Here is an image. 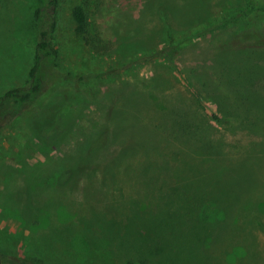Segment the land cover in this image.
<instances>
[{"label":"rangeland","instance_id":"374dc122","mask_svg":"<svg viewBox=\"0 0 264 264\" xmlns=\"http://www.w3.org/2000/svg\"><path fill=\"white\" fill-rule=\"evenodd\" d=\"M35 7L0 0V95ZM57 22L73 77L0 131L2 264H264V0H60Z\"/></svg>","mask_w":264,"mask_h":264},{"label":"trees","instance_id":"16d2710c","mask_svg":"<svg viewBox=\"0 0 264 264\" xmlns=\"http://www.w3.org/2000/svg\"><path fill=\"white\" fill-rule=\"evenodd\" d=\"M59 3L60 0H36V7L33 11L36 29L33 63L23 85L10 88L0 95V131L22 116L24 112L35 107L50 88V83L69 81L73 77L72 72L62 70L63 66L60 62V53L56 43ZM256 9L254 5L248 4L245 8H238L232 16L234 19L245 17ZM73 21L76 33L85 36L88 31V16L83 5H77L74 8ZM161 51H166V49H161ZM228 51L237 52L235 50ZM173 67L183 78L180 67L176 65ZM102 130L107 132L106 129ZM91 155L94 154L91 153ZM5 197L7 198L8 194ZM29 207L33 211H39L33 201L32 204L30 202Z\"/></svg>","mask_w":264,"mask_h":264},{"label":"water","instance_id":"95a60500","mask_svg":"<svg viewBox=\"0 0 264 264\" xmlns=\"http://www.w3.org/2000/svg\"><path fill=\"white\" fill-rule=\"evenodd\" d=\"M0 264H2L1 256H0Z\"/></svg>","mask_w":264,"mask_h":264}]
</instances>
